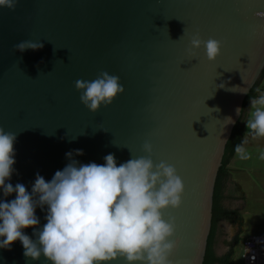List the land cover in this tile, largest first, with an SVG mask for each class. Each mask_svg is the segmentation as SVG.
<instances>
[{
  "label": "water",
  "instance_id": "obj_1",
  "mask_svg": "<svg viewBox=\"0 0 264 264\" xmlns=\"http://www.w3.org/2000/svg\"><path fill=\"white\" fill-rule=\"evenodd\" d=\"M220 42L209 60L191 38ZM24 41L42 48L19 51ZM264 68V0H18L0 7V127L16 133L10 183L31 193L36 175L50 181L70 160L117 165L147 157L177 170L184 183L172 264H203L216 177L246 95ZM101 72L125 91L92 112L77 80ZM239 109V114L237 112ZM15 193L0 200L15 199ZM38 199V196H34ZM47 206L36 209L40 225ZM0 264H52L24 256L20 241L0 248ZM105 264H126L123 258ZM140 264V262H136Z\"/></svg>",
  "mask_w": 264,
  "mask_h": 264
},
{
  "label": "clouds",
  "instance_id": "obj_2",
  "mask_svg": "<svg viewBox=\"0 0 264 264\" xmlns=\"http://www.w3.org/2000/svg\"><path fill=\"white\" fill-rule=\"evenodd\" d=\"M17 2L0 0V7L14 9ZM15 47L23 52L43 45L24 41ZM201 47L209 60L220 54L219 41L194 35L189 54L194 56L193 50ZM75 87L82 104L92 112L112 104L125 91L119 77L108 72L94 80H77ZM251 107L247 128L254 136L264 137V96L252 100ZM16 139V133L0 127V191L5 197L16 194L11 201L0 200V248L10 249L20 241L25 257L39 260L43 256L52 264H105L119 258L126 264H172L169 257L177 247V241L170 239L175 221L166 220L163 213L180 207L185 187L175 167L165 162L157 165L150 158V143L144 144L149 156L131 158L119 166L113 154L106 155L103 164H81L72 157L73 152L83 155L82 150L70 151L65 154L70 163L50 181L37 174L29 193L24 184L13 187L8 182L15 171ZM235 152L241 159L249 158L242 144ZM45 206L46 223L33 239L24 229L40 225L36 209Z\"/></svg>",
  "mask_w": 264,
  "mask_h": 264
},
{
  "label": "trees",
  "instance_id": "obj_3",
  "mask_svg": "<svg viewBox=\"0 0 264 264\" xmlns=\"http://www.w3.org/2000/svg\"><path fill=\"white\" fill-rule=\"evenodd\" d=\"M263 81L264 68L244 99L241 115L225 147L215 182L211 229L207 240V249L203 264H235V247L230 241H226L228 249L224 252H219V245L221 244L224 233L223 224L242 225L243 223L242 215L234 207V202L241 196L237 193L238 188L231 180L230 164L237 154L235 152L236 146L241 145L243 142L251 101L256 100L259 96L262 91ZM239 241H241V237L237 243Z\"/></svg>",
  "mask_w": 264,
  "mask_h": 264
},
{
  "label": "rangeland",
  "instance_id": "obj_4",
  "mask_svg": "<svg viewBox=\"0 0 264 264\" xmlns=\"http://www.w3.org/2000/svg\"><path fill=\"white\" fill-rule=\"evenodd\" d=\"M264 86V81L263 84ZM257 144V141L251 140L250 147H246L250 150L251 158H248V162L252 167L244 171L235 173L234 179L231 180L238 188V194L241 196L234 202V207L239 210V214L242 215L243 223L238 224V227L242 231L241 241L235 245V264H242L241 242L245 237L252 234L264 235V148ZM245 148V149H246ZM237 158V157H236ZM237 160L241 161L240 157ZM247 162V163H248ZM232 176V174H231ZM234 224L224 223V233L222 235L221 244L219 245V252H224L228 249L226 241L235 229Z\"/></svg>",
  "mask_w": 264,
  "mask_h": 264
},
{
  "label": "built area",
  "instance_id": "obj_5",
  "mask_svg": "<svg viewBox=\"0 0 264 264\" xmlns=\"http://www.w3.org/2000/svg\"><path fill=\"white\" fill-rule=\"evenodd\" d=\"M242 264H264V235L252 234L242 241Z\"/></svg>",
  "mask_w": 264,
  "mask_h": 264
},
{
  "label": "crops",
  "instance_id": "obj_6",
  "mask_svg": "<svg viewBox=\"0 0 264 264\" xmlns=\"http://www.w3.org/2000/svg\"><path fill=\"white\" fill-rule=\"evenodd\" d=\"M264 96V86L262 87V91L260 92L259 96L257 97V99H259L260 97ZM256 99V100H257ZM254 111V109L251 107L250 111H249V115L247 118V122L248 120L251 118V113ZM247 122H246V132H245V136L242 142V145L244 146V148L246 147H250L251 145V140H256L257 144L260 146H263L262 148H264V137H257L254 136V134L252 133L251 130H249L247 128ZM246 152L248 153L249 159L251 158V153L249 149H245ZM239 157L238 154L235 155V157L233 158L231 164H230V168H231V174H232V179L235 181L234 176L235 173L238 174L241 171H244L246 169H250V167H252V165H250V163L248 162V159H242L241 161L237 160V158ZM264 161V160H263ZM248 162V163H247ZM239 175V174H238Z\"/></svg>",
  "mask_w": 264,
  "mask_h": 264
},
{
  "label": "flooded vegetation",
  "instance_id": "obj_7",
  "mask_svg": "<svg viewBox=\"0 0 264 264\" xmlns=\"http://www.w3.org/2000/svg\"><path fill=\"white\" fill-rule=\"evenodd\" d=\"M235 229L232 232L229 241L232 243V245L235 247L237 241L240 239L241 235H242V231L240 230V228L238 227V224H235Z\"/></svg>",
  "mask_w": 264,
  "mask_h": 264
},
{
  "label": "bare ground",
  "instance_id": "obj_8",
  "mask_svg": "<svg viewBox=\"0 0 264 264\" xmlns=\"http://www.w3.org/2000/svg\"><path fill=\"white\" fill-rule=\"evenodd\" d=\"M245 238H246V237H245ZM245 238H244V239H245ZM244 239H243V240H244ZM243 240H242V241H243ZM241 245H242V242H241Z\"/></svg>",
  "mask_w": 264,
  "mask_h": 264
}]
</instances>
